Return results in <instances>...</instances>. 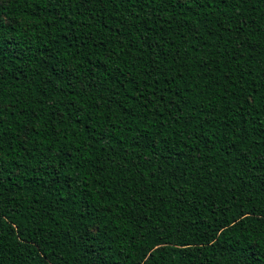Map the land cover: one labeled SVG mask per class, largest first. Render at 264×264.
<instances>
[{
	"label": "trees",
	"instance_id": "obj_1",
	"mask_svg": "<svg viewBox=\"0 0 264 264\" xmlns=\"http://www.w3.org/2000/svg\"><path fill=\"white\" fill-rule=\"evenodd\" d=\"M0 264H264V0H0Z\"/></svg>",
	"mask_w": 264,
	"mask_h": 264
}]
</instances>
